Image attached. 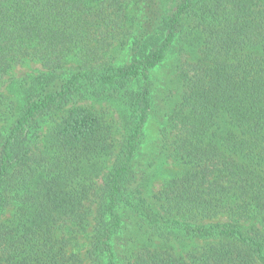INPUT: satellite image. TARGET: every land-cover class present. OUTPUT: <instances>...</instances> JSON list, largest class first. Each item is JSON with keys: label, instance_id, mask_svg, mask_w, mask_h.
<instances>
[{"label": "trees", "instance_id": "16d2710c", "mask_svg": "<svg viewBox=\"0 0 264 264\" xmlns=\"http://www.w3.org/2000/svg\"><path fill=\"white\" fill-rule=\"evenodd\" d=\"M0 264H264V0H0Z\"/></svg>", "mask_w": 264, "mask_h": 264}, {"label": "rangeland", "instance_id": "374dc122", "mask_svg": "<svg viewBox=\"0 0 264 264\" xmlns=\"http://www.w3.org/2000/svg\"><path fill=\"white\" fill-rule=\"evenodd\" d=\"M32 67H35V65L32 66ZM30 69L32 70L33 68H28L26 66L17 67L15 69V74L16 75H22V74H24L26 71H28ZM149 131H150L151 134H155L156 133V126H155L154 123H152L151 126H149ZM160 181H161V178H157L151 183L150 188L152 189L151 190L152 192L157 190V188L159 187Z\"/></svg>", "mask_w": 264, "mask_h": 264}]
</instances>
